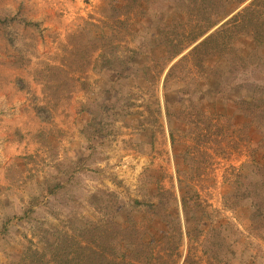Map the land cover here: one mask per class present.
I'll return each mask as SVG.
<instances>
[{"label":"rangeland","instance_id":"obj_1","mask_svg":"<svg viewBox=\"0 0 264 264\" xmlns=\"http://www.w3.org/2000/svg\"><path fill=\"white\" fill-rule=\"evenodd\" d=\"M104 1L0 0V65L26 71L35 80L37 71L46 64L59 62L62 45L67 42L69 32L90 16L94 19L103 17V12L107 10ZM162 3L160 1L158 6ZM225 7L223 5L221 10ZM149 13L147 22L143 23L141 30L132 32L128 43L138 50V63H150L149 70L154 74L166 65L165 71L161 78L152 81L147 77L144 80L142 70L137 69L139 65L134 66L136 73L121 81V92L113 95L112 100L117 97L120 104L129 102L135 106L126 115L119 111L118 106L115 108L113 116L107 118L112 132L105 138L97 139L92 151L84 149L85 140L80 133L76 139L74 128L68 134V130L60 127L59 123L70 114L79 116L78 110L82 106H87L89 112L90 102L101 105L105 74L100 73L98 68L87 72L90 88L87 93L77 81L71 93L65 94L55 108L43 90L41 96L28 95L31 108L44 123L47 142L45 147L39 144L38 149L29 153L34 161L25 165L15 157L2 169L4 155L8 153L3 152L4 141L0 139V228L3 221L10 218L7 232L0 234V264H19L22 257L35 250L45 251L46 240H54L57 234L66 233L79 239L82 236L80 229H85V226L89 229L91 224L102 229L118 226L115 246H126L136 252L134 247L122 241L125 238L122 236L127 234L122 229L130 228V222L135 221V228L145 231L148 219L155 218L152 209L155 210L158 194L161 191L168 193L166 197L171 193L178 197L179 180L186 189L198 192L207 214L214 220L233 221L238 230H243V240H248L249 235V250L264 259V228L257 231L247 227V224L244 226L235 214L224 210L222 201L223 193L230 184L227 180L233 178L232 168H238L253 156L263 159L259 134L242 118L215 119V115L208 111V116L215 117L212 123L219 125L222 133L217 135L214 126L207 139L199 140L202 137L195 135L198 133L185 123L184 110L190 105L186 99L182 100V104L173 103L169 109L170 117L166 114L164 93L193 86L188 77H183L190 67L187 66L180 68L182 72H175L183 80L170 79L164 91V74L169 65L178 59L168 61L171 52L168 46H185L188 42H154L152 36L158 24L161 26V40L179 35L190 17L176 5L175 9L162 11L164 20L168 22V26L164 27L156 22L159 14L155 11ZM78 75L76 73L74 77ZM99 78L101 85L96 83ZM18 85L25 88L27 84L24 81V84L18 82ZM167 99L174 102L178 97L172 94ZM206 102L202 105L209 109L210 103ZM72 104L71 112L66 111ZM174 113L181 117L174 135L175 147L169 134L170 123L176 119ZM85 116L88 117L87 112ZM56 117L60 122H55ZM68 135L72 136L71 146L67 143ZM175 149L179 151L177 158ZM9 168L14 173L12 180L6 175ZM67 172L69 175L72 173L69 180L54 193L47 192L43 177L50 179L52 185L55 179L66 178ZM156 232L154 237L149 232L145 234L142 241L147 243L146 251L152 250L153 255L165 254L166 251H162L164 232ZM188 253L191 256L189 264H210L201 246L186 237L179 247L178 256L172 255L165 260L168 264H182ZM231 263L236 264V261Z\"/></svg>","mask_w":264,"mask_h":264},{"label":"trees","instance_id":"obj_2","mask_svg":"<svg viewBox=\"0 0 264 264\" xmlns=\"http://www.w3.org/2000/svg\"><path fill=\"white\" fill-rule=\"evenodd\" d=\"M160 1L163 3L159 7ZM104 3L107 10L102 18L90 16L67 34L59 62L46 64L37 71L35 80L41 84L49 102L54 108L59 106L60 100L71 93L77 81L87 93L90 89L87 72L90 69L98 68L100 73L105 74L101 105L90 102L89 112L87 106L78 110L80 121H84L79 128L85 140L84 149L92 151L97 139L105 138L112 132L107 118L113 116L115 108L118 106L119 111L126 115L135 106L129 102L120 104L117 97L112 100L113 95L121 92V81L136 73L134 66H140L137 69L142 70L144 80L148 77L152 81L161 78L166 68L163 65L154 74L149 70L150 63H138V50L129 46L128 37L142 29L150 11L160 15L156 19L157 24L159 21L164 27L168 26L162 11L168 12L177 5L190 17L186 27H182L181 34L167 37L166 41L161 40V26L158 24L152 38L154 42L168 44L188 42L185 46H168L171 49L168 61L178 59L169 65L164 74V91L167 90V82L173 78L182 81L183 77H188L193 86L164 93L166 114L169 116L172 105L182 104L183 99L188 100L190 105L184 110L185 123L198 133L195 135L202 137L199 140L207 139L214 126L217 135L222 133L221 127L212 123L215 117L242 118L247 126L254 127L259 134L263 159L258 160L253 156L238 168H232L233 178L227 180L230 184L223 193L222 201L224 210L235 214L240 223L261 231L264 228V0H105ZM223 5L226 7L221 10ZM187 66L190 67L185 71V76L175 74ZM76 73L78 77H74ZM101 82V78L96 80L97 84L101 85ZM172 94L178 97L174 102L167 99ZM205 100L210 103L209 109L202 105ZM224 110L229 113L226 114ZM208 111L215 117L208 116ZM86 112L88 117L85 116ZM174 116L176 119L170 123L169 134L175 147L174 135L181 117L176 113ZM36 138L45 147L44 131L39 132ZM178 153V149H175L176 158ZM16 158L25 165L34 161L32 154L18 155ZM13 174L11 168L7 169L8 179H14ZM70 175L67 172L66 178L55 179L52 185L50 179L44 176L47 192L54 193L69 180ZM182 183L179 180L178 197L172 193L166 197L168 193L161 191L158 194L157 205H154L155 210L152 209L155 218L148 219L146 224L145 231L149 233L136 229L135 221L130 222V228L122 229L127 233L122 236L125 237L122 241L134 247L136 252L126 246H115L118 226L102 229L91 224L89 229L87 226L80 229L82 236L79 239L63 233L57 234L54 240H46L45 251L28 252L19 264H168L165 259L178 256L184 237L201 246L210 264H232L233 260L236 264H264L259 254L249 250V235L248 240H243V230L239 231L233 221L214 220L207 214L198 192L186 189ZM9 221L10 218L3 221L0 234L7 232ZM159 230L165 235L162 251L168 254L153 255L152 250L146 251L147 243L142 240L146 233L154 237ZM190 260L188 253L182 264H189Z\"/></svg>","mask_w":264,"mask_h":264},{"label":"crops","instance_id":"obj_3","mask_svg":"<svg viewBox=\"0 0 264 264\" xmlns=\"http://www.w3.org/2000/svg\"><path fill=\"white\" fill-rule=\"evenodd\" d=\"M24 81L27 84L26 87H20L18 82L24 84ZM41 94V84L36 83L30 73L0 65V139L4 141L3 152L8 153L7 156L2 153L5 161L2 163V169H5L9 161L17 155L29 154L38 149L39 142L36 135L43 131L44 123L31 108V101L27 97L28 95L41 96ZM73 106V104L70 105L69 110L66 111L71 112ZM79 118L80 116L76 114H70L61 124L59 123L60 127L68 130V134L75 129L73 135L76 139L79 138L78 128L84 122L79 121ZM56 119L58 118H55V122H60ZM71 139L72 136L68 135L67 143L70 146ZM32 148H34L33 151H28Z\"/></svg>","mask_w":264,"mask_h":264}]
</instances>
